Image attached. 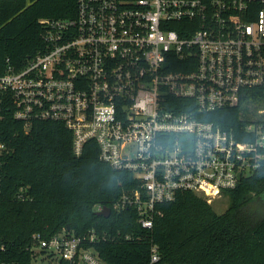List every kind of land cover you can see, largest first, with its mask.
I'll return each instance as SVG.
<instances>
[{
	"label": "built area",
	"instance_id": "1",
	"mask_svg": "<svg viewBox=\"0 0 264 264\" xmlns=\"http://www.w3.org/2000/svg\"><path fill=\"white\" fill-rule=\"evenodd\" d=\"M45 25L46 48L0 73V110L11 103L27 130L62 122L77 155L95 141L103 161L133 173L114 207L136 209L142 227L179 193L210 199L261 166L264 121L240 140L205 116L264 84V0H77L75 16ZM108 237L38 233L30 249L35 264H106L95 244ZM160 259L152 246L151 264Z\"/></svg>",
	"mask_w": 264,
	"mask_h": 264
},
{
	"label": "trees",
	"instance_id": "2",
	"mask_svg": "<svg viewBox=\"0 0 264 264\" xmlns=\"http://www.w3.org/2000/svg\"><path fill=\"white\" fill-rule=\"evenodd\" d=\"M77 0H0V73L7 60L17 68L46 48L45 22L76 15ZM0 110V264H35L30 249L35 234L52 237L64 230L82 234L95 228L107 239L95 247L106 264H264V161L239 185L227 190L230 204L216 212L207 198L181 192L158 205L152 228L137 210L114 203L135 184L132 172L100 158L95 141L82 154L73 133L59 121H35L29 130L13 116L11 103ZM264 109V84L246 90L237 107L207 113L245 138L244 127ZM264 121V119H259ZM110 207L109 217L96 206ZM128 236V237H127Z\"/></svg>",
	"mask_w": 264,
	"mask_h": 264
},
{
	"label": "rangeland",
	"instance_id": "3",
	"mask_svg": "<svg viewBox=\"0 0 264 264\" xmlns=\"http://www.w3.org/2000/svg\"><path fill=\"white\" fill-rule=\"evenodd\" d=\"M254 119H264V109H260L257 111V114L254 115ZM208 202L212 205L213 209L218 213H223L226 211L230 204V197L223 193L222 195H218L216 197H212L207 199ZM38 264H46L42 260H38Z\"/></svg>",
	"mask_w": 264,
	"mask_h": 264
},
{
	"label": "water",
	"instance_id": "4",
	"mask_svg": "<svg viewBox=\"0 0 264 264\" xmlns=\"http://www.w3.org/2000/svg\"><path fill=\"white\" fill-rule=\"evenodd\" d=\"M111 213H112L111 208L110 207H107V206L103 210L98 211V214L99 215H103L105 217H109L111 215Z\"/></svg>",
	"mask_w": 264,
	"mask_h": 264
}]
</instances>
